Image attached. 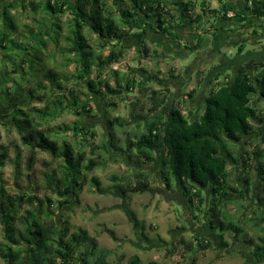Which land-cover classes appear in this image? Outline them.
I'll return each mask as SVG.
<instances>
[{"label": "trees", "instance_id": "16d2710c", "mask_svg": "<svg viewBox=\"0 0 264 264\" xmlns=\"http://www.w3.org/2000/svg\"><path fill=\"white\" fill-rule=\"evenodd\" d=\"M215 1L217 9H211L207 0L198 2L199 9L195 0H17V3H2L0 125L14 131L18 143L12 144V159L9 148L0 144V175L2 167L8 163L14 165L16 176H21L18 170L21 149L27 152L24 160L27 171L33 170L38 152L47 154L56 164L43 172L39 180L32 181L36 190L42 188L48 192V196L43 198L28 193L13 198L0 184V224L4 232V241H0V259L7 264H108L111 251L101 248L97 239L85 229L69 233L67 221L58 223L55 219L51 209L54 201L49 197L55 196L60 208L69 205L71 198L75 200L78 197L86 175L100 166L93 157L86 159V147H90L92 154L98 148L104 152H108V148L123 151L121 146H117L119 139L115 135L116 129H125L126 121L121 117H113L105 123L107 138L99 146L94 143L95 130L88 129L83 123L74 122L70 127L49 126L50 120L63 113L67 100L69 103L66 105L75 107V115L82 117L91 113L90 102L80 100V95H83L80 88H83L95 95L103 91L110 99L123 100L132 90L148 94L149 107L144 115L138 117L142 123L137 127L142 129L134 136L124 133L126 149L123 152H132L139 167L150 166L163 157L159 169L160 182L167 190H171L172 185L180 188L187 207L203 209V225L218 236L222 248L228 246L223 239L224 234H231L233 240H237L244 233L240 219L234 220L228 206L244 208L241 202L254 192L251 201L256 206L246 221L260 235L256 242L245 236L242 243L249 247V264H264V110L258 107L260 101L264 102V56L240 64L229 80L209 91L200 114L184 116L179 107L167 102L168 96L162 90L148 89L143 79L137 82L129 73L111 69L109 73L113 75L114 84L111 85L109 78L101 81L99 74L117 63L122 53L110 49L104 58L100 53L95 55L85 35V31L92 33L102 48L112 43L111 40L126 42L135 39L137 47H140L137 48L138 54L147 56V43L156 48L160 43L152 36H144L146 29L140 23L142 17L152 21L147 26L153 35L169 37L176 27L201 28L206 16L208 19L213 17L214 21L227 19V13L232 9H228L224 0ZM109 3L117 6V10L111 11ZM244 5L246 13L257 19L264 18V0H244ZM17 7L30 13V23L24 25L19 36L11 14V10ZM63 16H68L64 26L60 24ZM210 24L212 26L213 23ZM34 41L39 48L33 49ZM49 41L57 50L55 55L61 58V68L74 64L77 69L75 75H70L80 80V83H75L79 92H74L76 95H72V101L65 97L69 90L60 83L68 80L66 74L48 67L54 59V56L50 58L48 54L46 58L44 55ZM197 43L184 48L197 49ZM244 47L240 45L238 51L242 52ZM24 68L28 69L29 79L14 81L12 75L23 74ZM96 71L97 75L91 78ZM219 77L221 74L217 73L213 81H218ZM189 97H192L191 93ZM34 101L44 103V106L36 107L32 105ZM110 106L114 104L106 107ZM68 133L73 142L68 139ZM249 137L246 145L255 139L258 141L251 145L250 151L240 150L238 144ZM52 163L44 164L48 168ZM248 171L253 173V179L247 175L239 176ZM150 177L143 170L133 171L132 182L110 177L112 185L108 190L121 198L128 193L144 194L151 188ZM90 183L100 190L97 177L92 176ZM259 193L261 197L257 196ZM22 202L29 208L18 217L17 228L15 220ZM135 220L133 227L138 226ZM102 231L107 232L111 239L116 238L113 230L102 227ZM141 231L143 233L144 227ZM192 236L193 241L188 242L182 236L176 240L179 246L191 251V255L196 249H206L211 245L207 237ZM192 245L196 247L194 250ZM129 262L139 264V259L134 255Z\"/></svg>", "mask_w": 264, "mask_h": 264}, {"label": "rangeland", "instance_id": "374dc122", "mask_svg": "<svg viewBox=\"0 0 264 264\" xmlns=\"http://www.w3.org/2000/svg\"><path fill=\"white\" fill-rule=\"evenodd\" d=\"M5 1H10V3L14 1V3H17V0H0V7ZM195 1L199 9L198 2L201 0ZM207 5L213 9L218 8V3L216 1L213 2V0H207ZM109 6L111 11L117 10V6L111 3H109ZM11 14L13 15L17 28V36H19L24 30V25L30 23V13L17 7L11 10ZM118 15L117 13L116 16ZM67 19L68 16L61 17L60 24L64 26ZM213 19V17L208 19L206 16L203 18L204 23L201 28L194 29L190 27L189 29L188 26L176 27L171 30L169 37L166 36L158 39L147 26V23H151L152 21L142 17L140 23L143 29H146L144 36H152L160 42V46L157 48L147 43L149 49L147 56L138 54L137 48L140 47H137L138 42L135 39L126 42H115V40H111L112 43L102 48L101 43L95 39L92 33L85 31V35L95 55L100 53L104 58L108 55L110 49L122 53L117 63L113 64L110 68L102 70L99 74L101 81L109 78L111 85L114 84L112 79L113 75L109 73L111 69H117L120 73L124 74L129 73L137 82L143 79L142 82L147 85L148 89L162 90V93L168 96L167 102L176 105L182 110L184 116H188L189 113L200 114L203 109L204 98L208 95L209 91L218 88L222 83L229 80L232 77V72L247 60L246 57L243 58L245 55L243 51L239 52L238 48L230 47L237 43V38H235L236 41L233 40L231 43L225 42V44L221 43L220 46L214 45L213 49L209 48L208 50V46L210 45L206 41L208 33L226 29L219 22L216 26L212 27L210 23H214ZM262 24V22L258 21L259 27ZM183 25L186 26L185 22ZM255 25L254 23V27H257ZM124 29V31H127L126 28ZM254 30L258 34L262 33H260L262 29ZM252 33L250 31L248 34L252 35ZM220 40H222V37ZM196 42H198L197 49L193 48V51H189L184 48L187 45L193 47ZM59 43L61 46L63 45L61 38L59 39ZM110 45L115 46L110 47ZM32 47L33 49L39 48L35 41ZM248 49L260 50L257 45H253ZM56 51L49 41L44 50V55L46 58L48 54L50 58L54 56V59H52L53 63H48V67L62 73V75L66 74L65 77L68 80H61L60 83L64 89L69 90L64 95L72 101V95H76L74 92H79V88L76 87L75 83H80V80L70 75H75L77 69L74 64H67L64 68H61V58L55 55L57 54ZM1 57L2 53L0 52V59ZM232 60L235 61L228 62ZM1 68L2 64L0 63ZM7 70L10 71L8 65ZM23 72V74L22 72L20 74H13V80L21 82L29 79L28 69L24 68ZM217 73H220L221 77H219L218 81H213ZM95 75H97V71L91 75V78ZM149 77L153 79H149ZM80 91H83V95H80V100L90 102L91 113L82 117L75 115V107L69 104L66 105L69 103V100H67L63 113L57 118L50 120L49 126L58 127L61 125L70 127L74 122L83 123L88 129L95 130L96 136L94 143L99 146L107 138L105 123L109 119L118 116L126 121L124 130H115V135L119 139V142L116 144L117 146H121L124 151L126 149L124 143L126 135L124 133L127 132L131 136H134L137 131L142 129L137 127V124L142 123L138 117L144 115L149 107L146 99L148 94H145V92L140 94L137 90H132L128 97H124L121 100L117 98L110 99L103 91L99 95L89 93L83 88H80ZM189 93H191L192 97H189ZM111 103L114 106L107 108L106 106L111 105ZM131 103H134L135 106ZM43 104L37 101L32 103V105L40 108L44 106ZM141 107H144V110ZM258 107L264 110V102L260 101ZM257 127L259 126L257 125ZM256 132L258 133L259 131L257 130ZM255 134H252L250 137H254ZM68 136V139L73 142L69 133ZM250 137L238 144L240 150L250 151L251 145L258 141L255 139L254 142L246 145ZM17 139L18 137L14 131H8L0 125V144L9 148L10 159L13 158L12 144L18 143ZM84 150L86 159L93 157L95 161L100 163V166L96 167L91 174L86 175L78 197L75 200L71 198L69 205L65 204L60 208L58 199L55 196L49 195L54 201L51 209L58 223L67 221L69 233H75L79 228L85 229L90 236L97 239L101 248L110 250L111 254L108 257V264H130L129 259L134 255L138 257L139 264L149 262H156L158 264L251 263V256L248 253L249 247L242 243V238L246 236V239L252 238L256 242L257 237L260 235L256 229H251L250 223L246 221L256 206L251 201V198L255 196L254 192H250L245 202L240 201L244 205V208L238 207V205L228 206V211L233 215L234 220L240 219L244 233L237 240H233L231 234H224L223 239L228 243V246L222 248L218 242V236L216 237L214 233L207 230L203 225L202 208H196L197 206L193 208L187 207L185 205V199L181 198L182 196L180 195V191L182 190L176 186L172 185L168 193L164 192L166 187L162 185L159 178V169L163 162V157H159L157 162L150 166L139 167L135 163L132 152L125 154L123 151H114L111 148H108V152H104L101 148H98L92 154L90 147H86ZM26 153L25 149H21V156L18 161V170L21 176H16L14 165L7 163L2 167L0 184L4 187L6 194L13 198L25 193L33 194L41 198L45 195L48 196V192L43 191L42 188L36 190L35 184L32 181L39 180L43 172L55 167L56 161L52 163L51 158L47 154L38 152L33 163V170L27 171L24 164ZM48 162L52 163V165L46 168L44 163ZM134 170H144L151 175V188L148 192L140 195L128 193L125 198H121V196L108 190L109 186L112 185L110 177H121L124 179V182H132V173ZM248 172L239 174V176L242 178L248 176L250 179H253V173ZM92 176L98 178L100 190H96L90 183ZM27 180H31V182H27ZM257 196L261 197L262 194L259 193ZM27 208L29 206L25 202H22L18 208L15 220V226L17 228L19 225L18 217L23 215ZM133 220L137 221L136 224L138 226H135L136 228L133 227ZM102 227L113 230L116 238L111 239L107 232L102 231ZM142 227H144L143 233L141 231ZM193 234H199L202 237L209 238L211 245L206 249H196L191 255V251L176 243V240L180 236L188 242L193 241ZM3 235V226L0 224V241H4ZM192 247L193 250L196 248L194 245ZM0 264H7V262L0 259Z\"/></svg>", "mask_w": 264, "mask_h": 264}, {"label": "crops", "instance_id": "0c3cea01", "mask_svg": "<svg viewBox=\"0 0 264 264\" xmlns=\"http://www.w3.org/2000/svg\"><path fill=\"white\" fill-rule=\"evenodd\" d=\"M215 2V0H213ZM224 3H226L228 9H232L227 13V19H216L212 25V27L216 26L217 23L222 24L226 27L225 30L220 31H213L212 33H208L206 36V41L210 45L209 48L213 49V46H220L221 43H231V41L235 40L237 38V43L233 44L230 47L238 48L240 45H244L243 53H245L244 57H246L247 60L255 58L254 56L259 54L260 58L264 56V18L257 19L254 16H251L250 14L246 13L245 11V5L244 0H224ZM212 9V8H211ZM199 12V10H197ZM258 21L262 22L263 24L259 27ZM254 23L256 24L254 27ZM239 27V28H238ZM237 28V31H236ZM254 29H262L260 31L261 34H258L254 32ZM252 31V35H249L248 33ZM258 32V31H257ZM247 33V35H245ZM155 36L159 38H164L162 35H156ZM222 37V40L220 38ZM136 41V40H135ZM137 42V41H136ZM160 43V42H159ZM253 43V44H252ZM227 45V44H226ZM257 45L260 50H253L248 49L251 46ZM239 56V55H238ZM243 57V58H244ZM228 61V62H233ZM144 171V170H143ZM169 190H164L165 193H168ZM181 192V191H180ZM169 195V194H168ZM183 198V197H181ZM186 205V203H185Z\"/></svg>", "mask_w": 264, "mask_h": 264}, {"label": "flooded vegetation", "instance_id": "af4514ba", "mask_svg": "<svg viewBox=\"0 0 264 264\" xmlns=\"http://www.w3.org/2000/svg\"><path fill=\"white\" fill-rule=\"evenodd\" d=\"M187 50V49H186ZM189 51H193V50H189ZM257 56V57H256ZM244 57V56H243ZM254 57H256V58H260V55L259 54H257V55H255ZM168 106H169V104H168Z\"/></svg>", "mask_w": 264, "mask_h": 264}]
</instances>
